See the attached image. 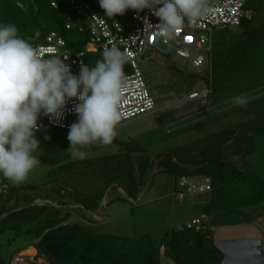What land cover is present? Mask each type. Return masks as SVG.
<instances>
[{"label":"rangeland","instance_id":"1","mask_svg":"<svg viewBox=\"0 0 264 264\" xmlns=\"http://www.w3.org/2000/svg\"><path fill=\"white\" fill-rule=\"evenodd\" d=\"M246 9L255 25L257 12H264V0H249ZM244 37L238 27L216 31L211 53L198 52L206 60L201 68L174 53H147L137 65L160 111L118 126L111 145L90 146L82 161L73 160L67 151V131L46 126L37 132L40 164L28 181L14 185L0 175L3 264H10L17 252L34 245L35 229L51 219L77 223L94 235L132 240L149 234L159 243L170 229L206 214L217 244L238 239L264 241V38L252 47L244 44ZM101 56L98 50L86 52V65L94 66ZM206 79L213 90L209 110L195 114V105H191L182 115L176 102L191 90L204 88ZM241 95L247 99L245 106L235 103L234 98ZM235 133L240 134L238 141L249 140L248 136L250 142L233 158L236 144H230ZM222 158L223 167L213 163ZM199 165L215 192L180 201L176 185L181 168ZM3 184L9 186L8 194L1 193ZM99 194L103 198L97 199V209L77 205L82 198ZM24 208L29 209L5 220L9 213ZM42 259L51 263L49 258ZM163 263L171 264L168 259Z\"/></svg>","mask_w":264,"mask_h":264},{"label":"clouds","instance_id":"2","mask_svg":"<svg viewBox=\"0 0 264 264\" xmlns=\"http://www.w3.org/2000/svg\"><path fill=\"white\" fill-rule=\"evenodd\" d=\"M109 18L149 10L157 18L153 27L162 39H172L179 29L207 18L214 0H98ZM128 54L118 46L105 47L94 66L83 63L79 74L59 56L44 57L19 34L13 23H0V175L14 185L28 181L39 166L37 132L41 116L64 126L67 105L76 114L67 135L73 160H84L92 145H111L122 121L121 104L127 85L124 66ZM240 106L245 96L234 98ZM46 140L49 136L44 137Z\"/></svg>","mask_w":264,"mask_h":264},{"label":"trees","instance_id":"3","mask_svg":"<svg viewBox=\"0 0 264 264\" xmlns=\"http://www.w3.org/2000/svg\"><path fill=\"white\" fill-rule=\"evenodd\" d=\"M57 1L58 8L54 9L48 0H0V23L16 24L19 28V34L34 46L44 43L48 34L56 32L67 41L68 49L79 51L86 46V33L79 29L67 30L66 23L68 17H71L80 27L85 28L86 19L76 13L71 1L80 4L86 3L99 16L112 19L104 15L103 10L98 5V0ZM257 13L260 14L255 25L251 24L250 17L245 19L239 27L245 36L244 44L247 42L246 45L252 47H256L258 42L264 38V12L259 10ZM114 18L127 23L130 20V12L127 11L123 16L118 15ZM250 26L256 27L250 28ZM210 83V80H205L206 86H209ZM193 91L191 90L189 94ZM211 91V96H213L212 87ZM168 114L171 115L169 119L174 118L170 112ZM235 134L236 139L230 145L236 144L232 154L239 156L240 147L250 142V137L247 136L249 140L238 141L240 134ZM213 163L221 168L226 162L222 158ZM181 170L180 177H193L190 175L208 177L202 174V165L194 166L192 169L181 168ZM102 198L101 194L91 196L88 199L82 198L77 205L93 211L98 207L97 199L102 200ZM211 202L212 200L209 204ZM87 205H92L93 208H87ZM28 209L24 208L9 213L5 220L23 214ZM3 214L4 210L0 212V216ZM51 220L52 222L35 229L38 235L34 244L38 251L37 256L49 258L50 264H164V259H168L171 264H221L224 259V254L217 247L210 226L208 230L200 232L194 230L177 231L172 228L165 233L159 243H156L149 234L132 240L111 234L94 235L84 231L77 223L65 224L64 221ZM63 220L67 221L68 216H65ZM0 264H3L1 259Z\"/></svg>","mask_w":264,"mask_h":264},{"label":"built area","instance_id":"4","mask_svg":"<svg viewBox=\"0 0 264 264\" xmlns=\"http://www.w3.org/2000/svg\"><path fill=\"white\" fill-rule=\"evenodd\" d=\"M249 0H214V8L210 15L200 23L191 27L179 29L172 39H162L155 31L154 25L158 23L156 17L152 16L149 10L135 14L130 12V20L123 23L116 18L106 19L96 14L92 8L86 4H80L71 1V5L79 16L85 17L86 27H80L71 17H68L66 23L67 30H80L86 33V46L79 51L68 49L67 41L56 32H51L46 37L44 43L38 44L40 54L44 57L59 56L67 59L72 65L73 74L78 75L81 63L85 64L86 52L100 51L101 54L105 47L112 45L118 46L122 51L128 54V62L124 66L127 77L121 113L123 125L131 120L141 119L148 115H154L160 110L153 95L149 91L147 82L138 68L137 61L142 59L147 53L171 55L188 59L195 68H201L206 60L198 55L200 51L211 53L213 36L216 31L226 30L230 27H240L245 19L251 17V11L246 9ZM51 7L58 8L57 0H48ZM190 37V39H189ZM207 46L209 48L207 49ZM211 87L205 86L199 90L191 92L184 100L176 102L177 109L183 111L195 105L194 113L198 114L201 110H209ZM74 101L67 105L65 118L62 121L64 126H58L50 123L49 118L43 116L39 121L45 129L46 126L69 131V125L76 121L75 113H70ZM189 116V115H188ZM213 190L212 181L208 177H180L176 185V195L180 201L187 197H196L198 195L209 194ZM1 193L8 194L9 186L4 184L1 187ZM208 217L201 214L188 221L186 225H180L176 230H194L197 232L206 231L209 228Z\"/></svg>","mask_w":264,"mask_h":264},{"label":"water","instance_id":"5","mask_svg":"<svg viewBox=\"0 0 264 264\" xmlns=\"http://www.w3.org/2000/svg\"><path fill=\"white\" fill-rule=\"evenodd\" d=\"M217 247L224 254L221 264H264V241L260 238L220 241Z\"/></svg>","mask_w":264,"mask_h":264},{"label":"crops","instance_id":"6","mask_svg":"<svg viewBox=\"0 0 264 264\" xmlns=\"http://www.w3.org/2000/svg\"><path fill=\"white\" fill-rule=\"evenodd\" d=\"M232 157L235 158L238 156L233 154ZM213 188H214V191L211 194L215 192V187ZM200 199L203 200V198H200ZM194 217H192L191 219H193ZM244 219H245V215L240 216V221ZM32 251H34L33 254H32ZM27 252H31V254H27ZM37 254H38V251L35 248V246L29 245L26 249H23L20 252H17V254L13 256V258H11L10 264H49V263H46L44 259H42V257L37 256Z\"/></svg>","mask_w":264,"mask_h":264},{"label":"snow or ice","instance_id":"7","mask_svg":"<svg viewBox=\"0 0 264 264\" xmlns=\"http://www.w3.org/2000/svg\"><path fill=\"white\" fill-rule=\"evenodd\" d=\"M189 39H190V37H189Z\"/></svg>","mask_w":264,"mask_h":264}]
</instances>
